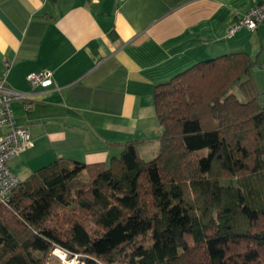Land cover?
<instances>
[{"label": "trees", "instance_id": "16d2710c", "mask_svg": "<svg viewBox=\"0 0 264 264\" xmlns=\"http://www.w3.org/2000/svg\"><path fill=\"white\" fill-rule=\"evenodd\" d=\"M233 52L154 87L156 156L57 159L0 204V264H264V107ZM238 87L240 101L232 93Z\"/></svg>", "mask_w": 264, "mask_h": 264}, {"label": "crops", "instance_id": "0c3cea01", "mask_svg": "<svg viewBox=\"0 0 264 264\" xmlns=\"http://www.w3.org/2000/svg\"><path fill=\"white\" fill-rule=\"evenodd\" d=\"M260 1L0 0V77L25 97L11 110L32 143L9 162L12 173L24 181L61 158L106 164L131 141L154 158V87L239 50L242 31L264 26L232 37L228 28ZM38 71L52 72L50 87H30Z\"/></svg>", "mask_w": 264, "mask_h": 264}, {"label": "built area", "instance_id": "2783aa9c", "mask_svg": "<svg viewBox=\"0 0 264 264\" xmlns=\"http://www.w3.org/2000/svg\"><path fill=\"white\" fill-rule=\"evenodd\" d=\"M259 26H264V0L253 5L239 17L228 28L227 36L232 37L243 29L253 32ZM261 50L260 67L264 72V39ZM27 81L31 88H48L52 85V72H32L27 76ZM24 98V95L11 91L6 85L5 78L0 77V128L4 130L0 135V204L3 205L8 204L10 194L20 182L10 170L8 164L21 152L32 146L28 130L15 126L11 110L13 100ZM58 250L63 254L64 258L62 260L66 259V264H69L70 259L67 258V254L63 250ZM71 260L74 264H80L75 258Z\"/></svg>", "mask_w": 264, "mask_h": 264}, {"label": "rangeland", "instance_id": "374dc122", "mask_svg": "<svg viewBox=\"0 0 264 264\" xmlns=\"http://www.w3.org/2000/svg\"><path fill=\"white\" fill-rule=\"evenodd\" d=\"M240 32V31H239ZM240 35H243V40L241 42V45H239V50H232V52L227 53H233V52H245L249 54V56L253 59V61H256L255 64L252 67V70L250 72L251 78L256 86V89L259 93V102L262 107H264V72L260 67V59L262 57V45L261 42L264 39V27L260 28L257 33H247L245 31H242ZM263 44V43H262ZM232 93L236 95V97L244 102V97L241 94L238 87H233ZM55 251H59L58 249H55L52 252L51 258L48 260L49 264H66L65 260H62L64 257L63 255L56 254Z\"/></svg>", "mask_w": 264, "mask_h": 264}, {"label": "bare ground", "instance_id": "6f19581e", "mask_svg": "<svg viewBox=\"0 0 264 264\" xmlns=\"http://www.w3.org/2000/svg\"><path fill=\"white\" fill-rule=\"evenodd\" d=\"M56 254H60V255H63L60 251H55ZM67 261V260H65ZM72 260H70L69 264H74V262H71Z\"/></svg>", "mask_w": 264, "mask_h": 264}]
</instances>
